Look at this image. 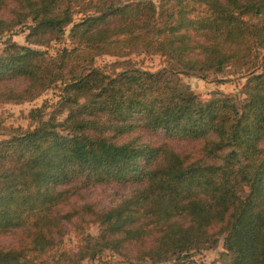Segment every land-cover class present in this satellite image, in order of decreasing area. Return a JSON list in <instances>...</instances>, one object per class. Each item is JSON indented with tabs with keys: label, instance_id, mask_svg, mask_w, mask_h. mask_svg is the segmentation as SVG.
Here are the masks:
<instances>
[{
	"label": "trees",
	"instance_id": "trees-1",
	"mask_svg": "<svg viewBox=\"0 0 264 264\" xmlns=\"http://www.w3.org/2000/svg\"><path fill=\"white\" fill-rule=\"evenodd\" d=\"M1 12L0 33L25 23L29 32L28 44L10 39L0 54V104L61 83L68 112L60 121L34 108L33 128L0 118V236L25 235L0 244V264H82L128 243L157 262L198 264L193 251L212 247L216 234L224 236L220 264H264V0H0ZM127 51L173 63L156 72L96 66L100 55ZM229 66L245 78L241 101H201L180 77ZM102 112L129 119L101 120ZM142 126L203 139L211 157L227 149L218 169L225 178L165 145L119 142ZM110 180L140 185L106 209L64 210L70 187ZM79 213L99 233L78 227L75 254L58 237Z\"/></svg>",
	"mask_w": 264,
	"mask_h": 264
},
{
	"label": "rangeland",
	"instance_id": "rangeland-1",
	"mask_svg": "<svg viewBox=\"0 0 264 264\" xmlns=\"http://www.w3.org/2000/svg\"><path fill=\"white\" fill-rule=\"evenodd\" d=\"M127 1V0H123ZM157 4L160 0H153ZM4 12L0 13L3 16ZM76 16L75 20H78ZM25 23L16 26L12 31H4L0 33V54L6 46L8 40H13L18 44H28L26 42V35L29 32ZM71 25L66 28L65 41L69 42L68 35ZM51 47L54 50L55 43ZM35 48L45 49L43 46L32 45ZM173 62L166 56L160 54L140 53L135 51H127L123 55H100L96 59V66L101 67L108 73H117L127 68H140L145 71L156 72L164 68H170ZM235 67L229 66L224 69L222 73H210L206 78L198 75H184L182 74L181 80L184 84L188 85L196 94L197 98L201 101H207L216 94H229L235 97L238 101L243 99L242 85L245 78L242 73ZM41 107L43 109L41 116L48 118L55 114L57 120L63 121L68 110L63 105V85L61 83L55 84L46 89L39 97L29 101L15 102V103H2L0 104V118L9 126H22L25 128H33L36 120L31 118L30 112L34 108ZM97 118L105 121H114L129 119L125 114H116L115 116L109 113H96ZM115 130H106L105 133L109 135ZM6 135L0 134V139L5 138ZM116 138V137H115ZM117 139V138H116ZM119 142L134 139L135 143H148L152 146L165 145L171 150L183 156H187L189 160H202L205 165L213 168L217 180H222L223 177L218 172V169L224 164V155L228 150H223L219 155L214 157L208 156L205 152V140L197 139L192 140L186 137L168 135L162 129H150L147 127H138L131 133H126L122 137H118ZM237 155L240 153L238 148L232 149ZM221 154H223L221 156ZM242 156L249 158L243 154ZM140 183V182H139ZM140 184L133 182H125L123 180H110L108 182L93 184L88 187H70L76 190L75 195L70 199V202L64 207L65 211L74 209H81L86 212V205H92L95 210L106 209L122 202L123 199L129 197L137 186ZM88 213H79L71 222H63V233L59 235L58 240L61 241V248L72 253H78V238L76 235L78 227H84L87 233L97 235L99 233V225L93 222L91 216H86ZM23 232L8 233L0 236V244L8 245L11 243H19L24 238ZM217 243L212 247H205L193 251V260L200 264H220L222 262L223 252L225 251L223 243L224 236L217 235ZM142 251L135 243H128L120 252L113 250H105L101 253L100 257L95 260H84L82 264H169V262H157L152 258L143 257L139 252Z\"/></svg>",
	"mask_w": 264,
	"mask_h": 264
}]
</instances>
